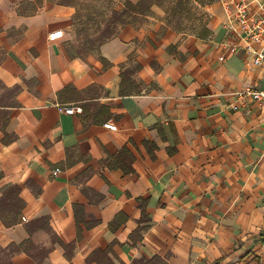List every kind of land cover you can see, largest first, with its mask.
<instances>
[{
    "label": "crops",
    "instance_id": "crops-1",
    "mask_svg": "<svg viewBox=\"0 0 264 264\" xmlns=\"http://www.w3.org/2000/svg\"><path fill=\"white\" fill-rule=\"evenodd\" d=\"M23 1L0 0V264H264V103L237 93L264 71L220 0L202 36L82 58L48 38L71 6Z\"/></svg>",
    "mask_w": 264,
    "mask_h": 264
},
{
    "label": "rangeland",
    "instance_id": "rangeland-1",
    "mask_svg": "<svg viewBox=\"0 0 264 264\" xmlns=\"http://www.w3.org/2000/svg\"><path fill=\"white\" fill-rule=\"evenodd\" d=\"M127 1L139 0H24L19 11L31 13L50 4L71 6L64 46L70 56L82 58L94 53L102 40L132 28L146 27L156 39L174 33L202 36L218 0H142L137 8Z\"/></svg>",
    "mask_w": 264,
    "mask_h": 264
},
{
    "label": "built area",
    "instance_id": "built-area-1",
    "mask_svg": "<svg viewBox=\"0 0 264 264\" xmlns=\"http://www.w3.org/2000/svg\"><path fill=\"white\" fill-rule=\"evenodd\" d=\"M221 8L226 14V27L231 32L234 43L226 44L230 50L236 52L239 48L243 52L245 63L248 62L264 71V0H220ZM65 32L62 29H54L48 34L49 40L63 38ZM225 44V43H224ZM223 59V54L220 55ZM240 97H248L259 103H264V76L259 86H244L237 91ZM65 112L72 113L77 107L68 105L63 107ZM234 110L240 105L234 104ZM104 126L110 130H115L116 122L106 121ZM55 168L54 172H57Z\"/></svg>",
    "mask_w": 264,
    "mask_h": 264
},
{
    "label": "trees",
    "instance_id": "trees-1",
    "mask_svg": "<svg viewBox=\"0 0 264 264\" xmlns=\"http://www.w3.org/2000/svg\"><path fill=\"white\" fill-rule=\"evenodd\" d=\"M127 2L130 4V6H131L132 8H137V7H139L140 5H142V0H139L136 4H133L131 1H127ZM149 5H150V3L148 2L147 5H146V7H148ZM154 263H155V259H154V261L151 260V259H149V260L146 261V262L141 261V262L138 263V264H154Z\"/></svg>",
    "mask_w": 264,
    "mask_h": 264
}]
</instances>
